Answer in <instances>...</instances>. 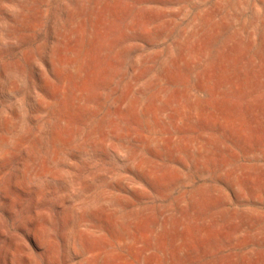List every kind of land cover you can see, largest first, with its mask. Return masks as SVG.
I'll return each mask as SVG.
<instances>
[{
    "label": "rangeland",
    "instance_id": "rangeland-1",
    "mask_svg": "<svg viewBox=\"0 0 264 264\" xmlns=\"http://www.w3.org/2000/svg\"><path fill=\"white\" fill-rule=\"evenodd\" d=\"M0 264H264V0H0Z\"/></svg>",
    "mask_w": 264,
    "mask_h": 264
}]
</instances>
